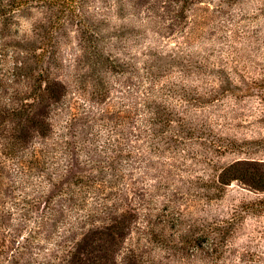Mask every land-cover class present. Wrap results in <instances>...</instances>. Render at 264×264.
Listing matches in <instances>:
<instances>
[{"label":"rangeland","instance_id":"obj_1","mask_svg":"<svg viewBox=\"0 0 264 264\" xmlns=\"http://www.w3.org/2000/svg\"><path fill=\"white\" fill-rule=\"evenodd\" d=\"M83 4L90 22H94L105 37V41L99 43L100 47L134 66L127 64L123 68L124 73L116 69L99 70L107 91L104 95L98 94L95 90L101 85L88 71L89 60L81 47V36L76 28H68L69 38L60 52L62 70L57 72L58 79L67 87L66 96L63 104L54 107L51 113L53 129L48 136L34 134L32 138V149L36 147L44 155H41L38 168L31 172L29 180H42V184L22 190L16 178L11 176L7 182L11 184L8 192L12 193L0 195L1 204L3 199L25 207H29L30 202L35 203V207L30 206L35 211L26 217L19 215L17 219L18 215H10L11 218L6 219V223L17 228L13 238L15 246L18 241L23 242L24 238L33 236L30 253L17 258V263L13 264H125L127 247L136 239L141 238L142 243L151 246L143 238L145 213L152 212L148 209L149 203L161 210L170 204L169 201H174L171 194L176 186L174 183L179 182L177 173L180 179L185 174L175 167L171 158L173 154L159 153L154 148L160 136L154 131L152 135L144 120L146 110L143 101L147 93L142 92L140 80L143 79L145 64L151 63L156 67L161 82L171 80L179 88L191 85L202 91L210 77L201 73L199 76H188L180 72L181 66L169 57L189 45L187 51L210 55L213 64L223 66L235 78L239 73L250 80L264 78V0H193L188 7L183 6L182 0H85ZM126 30L129 33L124 34ZM236 65L239 66L238 71L233 70ZM119 97L129 98L125 103L136 104V114L125 118L123 124L115 118L109 119L110 114L106 115L107 111L121 110L120 102L117 103ZM218 104L203 112L192 107L191 112L194 116L198 115L201 122H209L213 116L216 132L218 123H221L225 125L222 129L226 133L239 139L264 137V104L257 95L236 98L230 94ZM235 115L237 119L232 121L230 117ZM233 126L234 129L229 131ZM59 136L60 143L65 139L77 141L79 161L93 160L87 162L93 166L71 176L72 151L68 154L70 150L62 149L63 145L61 150L60 146L54 145ZM116 142L121 143L120 146L126 145L134 157L114 160L119 153ZM252 156L264 158V149ZM237 157L241 156L231 154L220 159L223 162ZM57 162L59 170L55 169ZM113 174L118 175L114 177ZM124 174L127 176L123 177ZM92 176L102 180V186L95 189L87 186L88 182L74 185L78 177L84 181ZM55 189L59 191L50 199L49 205L56 220L44 223L40 212L46 206L48 191ZM73 190L75 193H72ZM261 197L264 193L249 190L234 181L228 187L219 209L226 210L242 198L253 201ZM75 202L77 204L73 205ZM96 202L102 204V211L88 217V209L93 206L99 208ZM109 206L110 209H107ZM0 209L3 207L0 206ZM126 209L130 211L122 218L120 214ZM106 226L116 228L103 229ZM92 231H96L95 235L78 253L81 261L71 263L68 251ZM240 231L234 244L236 248L244 245L255 250L257 241L264 246V237L259 238L261 233L264 234V215L247 216ZM56 241L62 245L51 256ZM13 252L14 247L12 251L6 248L0 264H12ZM166 255L155 256V264H178V261L164 257ZM229 260L230 257L224 262L231 264Z\"/></svg>","mask_w":264,"mask_h":264},{"label":"trees","instance_id":"obj_2","mask_svg":"<svg viewBox=\"0 0 264 264\" xmlns=\"http://www.w3.org/2000/svg\"><path fill=\"white\" fill-rule=\"evenodd\" d=\"M84 2L85 0H0L1 196L12 193L8 192L11 184L7 182L11 176L16 178L22 190L42 184V180H29L31 172L38 168L41 155H44L36 147L32 149V138L34 134L48 136V132L53 129L51 113L54 107L63 104L66 96L67 87L58 79L57 72L62 70L60 52L69 38V27L76 28L81 36V47L86 51L85 55L89 60L88 71L101 85L95 90L98 94L104 95L107 91L103 74L99 70L105 72L106 69H116L124 73L123 68L127 64L134 66L100 47L99 43L105 41V37L97 29L98 26L90 22ZM192 3L193 0H182L184 7ZM123 33H129V30ZM188 48L189 45H186L169 57L174 63L178 62L182 69L180 72L188 76H199L201 73L210 77L202 91L191 85L185 89L179 88L171 80L161 82L158 78L161 76L159 71L151 63L142 68L144 74L140 83L144 90L142 92L147 93L143 101L146 110L144 120L151 133L154 131L160 136L154 148L159 153L173 154L171 158L175 161V167L185 176L180 179V174L177 173L179 182L174 183L176 186L171 194L174 201H169L170 204L165 205V208L157 210L149 203L148 209L152 212L145 213L143 238L151 246L142 243L141 238L136 239L134 244L127 247L125 264H155V256L162 254H167L164 257L172 258L178 264H226L224 260L228 257L231 264H264V246L261 241H257L255 250L244 245L238 249L234 245L247 216L264 215V197L253 201L242 198L238 203L230 204L226 210L219 209L228 187L234 181L242 183L249 190L264 193V158L257 159L252 156L264 149V137L239 139L229 135V132L226 133L222 129L225 125L221 123H218L216 132L213 116L209 122H201L198 115L194 116L191 112L192 107L203 112L218 106L230 94L236 98L257 95L264 104V78L250 80L240 73L235 78L223 66L213 64L210 55H198L191 50L187 51ZM237 67L239 66L236 65L233 70L238 71ZM93 84L95 85L94 82ZM118 99L121 110L107 111L106 115L110 114L109 119L115 118L123 124L125 118L136 114V104L125 103L129 100L127 97ZM230 119L235 121L237 116ZM233 129L234 126L229 131ZM60 141L61 136L54 142V145L60 146L59 150L63 145L62 149L70 150L68 154L72 151V164L69 169L71 176L93 166L87 164L93 160L79 161L77 141ZM120 144L116 142L119 153L113 159L133 158L132 150ZM231 154L241 157L223 162L220 159ZM55 167L56 170L60 169L58 162ZM117 175L113 174L114 177ZM125 175L123 177L127 176ZM79 179L78 177L74 185L88 182L87 186L97 189L103 184L97 176L84 181ZM107 183L110 184V181ZM126 183L127 179L124 184ZM58 191L59 189L48 191L46 206L40 212L41 221L44 223L56 220L49 204ZM76 204L77 202L73 205ZM97 204L99 208L93 206L88 209V217H94L102 211V204ZM31 205L35 207L33 202L25 207L10 199H3L2 204L0 203L3 207L0 209V258L6 254V248L12 251L14 247L12 264L17 263V258H23L30 253L33 236L24 238L23 242L18 241L15 246L13 238L17 228L6 223V219H10V215H18L17 219L19 215L21 218L26 217L35 211L33 207L30 208ZM39 209L38 206V212ZM129 211L126 209L121 212L122 218ZM115 228L116 226H106L103 229ZM96 231H92L81 243L68 251L71 263L81 261L78 253L88 245ZM60 237L63 239V235ZM262 237L264 234L261 233L259 238L263 239ZM61 245V242L56 241L50 255H55V250Z\"/></svg>","mask_w":264,"mask_h":264}]
</instances>
